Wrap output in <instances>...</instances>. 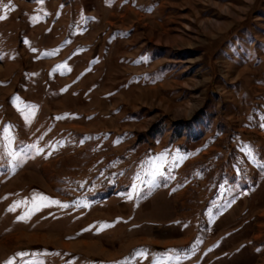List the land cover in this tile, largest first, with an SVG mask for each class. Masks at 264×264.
<instances>
[{
	"label": "rangeland",
	"instance_id": "1",
	"mask_svg": "<svg viewBox=\"0 0 264 264\" xmlns=\"http://www.w3.org/2000/svg\"><path fill=\"white\" fill-rule=\"evenodd\" d=\"M0 15V264H264V0Z\"/></svg>",
	"mask_w": 264,
	"mask_h": 264
},
{
	"label": "snow or ice",
	"instance_id": "2",
	"mask_svg": "<svg viewBox=\"0 0 264 264\" xmlns=\"http://www.w3.org/2000/svg\"><path fill=\"white\" fill-rule=\"evenodd\" d=\"M7 17L5 16V15H0V20H2V19H6ZM0 147H3V144H0ZM53 203H59L58 201H53ZM64 207H67V205H63ZM21 257H23L25 254L24 253H21V254H19ZM138 255H140V256H144L145 255V253H143V252H140V253H138ZM156 264H159V262H156Z\"/></svg>",
	"mask_w": 264,
	"mask_h": 264
}]
</instances>
